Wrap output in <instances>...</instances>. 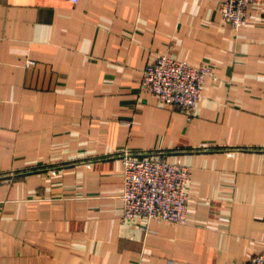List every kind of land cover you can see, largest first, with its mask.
Masks as SVG:
<instances>
[{
    "label": "crops",
    "instance_id": "1",
    "mask_svg": "<svg viewBox=\"0 0 264 264\" xmlns=\"http://www.w3.org/2000/svg\"><path fill=\"white\" fill-rule=\"evenodd\" d=\"M221 2L0 0V264L264 252V3ZM160 55L211 70L190 121L140 91ZM124 151L192 168L184 225L121 221Z\"/></svg>",
    "mask_w": 264,
    "mask_h": 264
},
{
    "label": "built area",
    "instance_id": "2",
    "mask_svg": "<svg viewBox=\"0 0 264 264\" xmlns=\"http://www.w3.org/2000/svg\"><path fill=\"white\" fill-rule=\"evenodd\" d=\"M67 1L73 5L79 2ZM263 3L264 0H222L221 19L233 30H238L245 24L249 6ZM35 64L28 60L25 68L35 67ZM210 75L209 67L160 55L144 68L139 88L151 95L158 105L175 107L190 121ZM122 165V222L140 219L146 223H186L187 187L191 182L192 168L184 165L179 156L169 162L124 151ZM250 264H264V252L255 256Z\"/></svg>",
    "mask_w": 264,
    "mask_h": 264
}]
</instances>
